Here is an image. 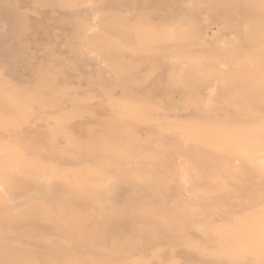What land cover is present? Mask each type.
Instances as JSON below:
<instances>
[{
  "label": "rangeland",
  "instance_id": "rangeland-1",
  "mask_svg": "<svg viewBox=\"0 0 264 264\" xmlns=\"http://www.w3.org/2000/svg\"><path fill=\"white\" fill-rule=\"evenodd\" d=\"M0 264H264V0H0Z\"/></svg>",
  "mask_w": 264,
  "mask_h": 264
},
{
  "label": "bare ground",
  "instance_id": "bare-ground-1",
  "mask_svg": "<svg viewBox=\"0 0 264 264\" xmlns=\"http://www.w3.org/2000/svg\"><path fill=\"white\" fill-rule=\"evenodd\" d=\"M86 33V32H85ZM89 40V39H88ZM81 46V45H80ZM212 91V90H211Z\"/></svg>",
  "mask_w": 264,
  "mask_h": 264
}]
</instances>
